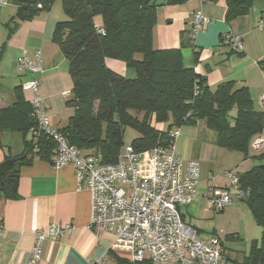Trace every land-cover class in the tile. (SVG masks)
Listing matches in <instances>:
<instances>
[{"label": "trees", "instance_id": "trees-1", "mask_svg": "<svg viewBox=\"0 0 264 264\" xmlns=\"http://www.w3.org/2000/svg\"><path fill=\"white\" fill-rule=\"evenodd\" d=\"M8 1L16 7L7 26L9 36L19 23L50 12L60 1L66 19L55 24L51 41L66 60L72 81L65 102L71 115L59 130L69 145L101 164H113L125 145L127 127L138 134L131 147L142 152L168 143L172 129L202 122L214 134L218 148L258 162L237 177L240 189L248 191L241 202L261 228V237L251 242L248 254L239 262H231L264 264V150L250 155L251 142L264 130V113L254 110L246 87L235 88L233 81H226L212 91L193 68L183 66L181 49L193 45L189 33L181 34L178 49L156 50L152 46L157 8L181 5L186 0ZM224 1L228 22L246 15L257 0ZM136 55L141 58L135 59ZM198 57L194 51L195 62ZM108 59L123 62L135 77L126 79L115 73L106 65ZM19 92L15 103L0 110V131L20 134L24 144L23 153L15 157L16 163L0 174L3 200L17 198L22 166H29L34 158L51 162L56 149L53 140L38 129L31 103ZM165 124L164 130L158 127ZM235 239L239 240L237 236ZM141 264L152 263L146 260Z\"/></svg>", "mask_w": 264, "mask_h": 264}, {"label": "crops", "instance_id": "crops-1", "mask_svg": "<svg viewBox=\"0 0 264 264\" xmlns=\"http://www.w3.org/2000/svg\"><path fill=\"white\" fill-rule=\"evenodd\" d=\"M8 2L6 0L0 9V110L15 103L18 89L24 100L30 102L31 93L23 91L21 86L33 76L19 72L18 59L23 51L33 53L39 50L43 67V74L39 77V96L48 105L50 127L61 130L71 115V109L65 102L70 97L72 81L67 62L51 41V36L55 24L62 21L64 14L60 12L62 10L56 11V2L50 12L19 23L9 36L7 26L15 16L16 7L10 3L7 5ZM226 10L224 0H186L181 5L158 7L152 46L156 50L178 49L181 34L189 33L193 45L192 48L181 49L183 66L193 68L212 91L226 81H233L235 88L246 87L254 110L261 112L259 97L264 94V28L259 29L257 23L264 13V0L255 1L246 15L228 22L225 20ZM195 11H200L209 23L203 31L193 36L191 15ZM97 23H100L99 19ZM228 35L242 39V52H233L225 44ZM194 51L199 53L197 62ZM129 75L131 77L133 73ZM209 132L194 131L190 134L192 138H187L191 141V153L186 155L185 161L195 160L199 163V183L196 198L190 205L191 211L179 212L184 224L194 228L200 238L215 237L219 240L214 231L206 233L201 228L191 226V220L201 214L203 201L209 199L212 190L225 186V172L243 174L257 161L217 148L213 141L214 134ZM257 138L264 141V134ZM204 139L211 141L207 156L199 151L193 152L194 141ZM199 147L202 148L203 144ZM23 150L20 134L0 131V165L7 159L19 157ZM257 153L250 146V155ZM90 201V193L78 189L71 165L58 168L50 162L34 158L29 166H22L19 169L17 198L3 200L0 197V264L25 263L32 250L35 233L51 225L70 226L72 231L56 241L44 242L40 264H117L118 260L123 261L124 256L110 253L114 242L112 233L104 232L96 237L89 230ZM237 237L240 239L239 235ZM259 239L251 240L250 245ZM219 242L227 264H233L231 260L239 262L244 256L227 250Z\"/></svg>", "mask_w": 264, "mask_h": 264}, {"label": "built area", "instance_id": "built-area-1", "mask_svg": "<svg viewBox=\"0 0 264 264\" xmlns=\"http://www.w3.org/2000/svg\"><path fill=\"white\" fill-rule=\"evenodd\" d=\"M5 4V0H0V9ZM208 23L200 11L192 13V35L203 31ZM257 27L264 28V13ZM224 42L233 52L243 51L239 37L228 35ZM18 70L33 76L21 89L32 95L30 103L38 129L55 143L51 165L72 166L78 189L90 193L89 230L96 237L104 232L114 236L110 253L124 256L122 264H141L146 260L152 264H227L217 238L202 239L182 221L179 209L190 206L196 198L200 166L195 160L183 161L178 156L175 141L180 128L169 132L165 145L142 152L124 145L115 163L101 164L69 145L59 130L50 127L48 105L39 96L41 52L23 51ZM259 105L264 113V94L259 97ZM251 148L256 152L264 150V141L255 139ZM224 177L225 186L211 193L210 207L215 211L248 196V191L240 189L234 172H225ZM71 231L72 227L60 225L37 231L28 260L23 264H40L44 242L56 241Z\"/></svg>", "mask_w": 264, "mask_h": 264}, {"label": "rangeland", "instance_id": "rangeland-1", "mask_svg": "<svg viewBox=\"0 0 264 264\" xmlns=\"http://www.w3.org/2000/svg\"><path fill=\"white\" fill-rule=\"evenodd\" d=\"M9 3L10 2H8L7 5L11 4ZM60 10H61L60 1H57L56 11H60ZM60 12L62 13V11ZM62 17H63L62 20L66 19L64 15H62ZM140 58H141L140 55L135 56V59H140ZM106 61H107V66L110 69H112L115 73L120 74L124 78L132 79L135 77L133 70L127 68L123 62L118 60H109V59ZM131 72L133 73V75L130 77L129 74ZM195 126L197 127L195 128H191L190 126L181 127L180 136L175 142L176 152L184 161L186 159V155L191 153V149H190L191 141L187 139V138H192L190 134L194 131H199V130H202L205 133L210 134L209 130L205 127L204 123L200 122V124H197ZM158 127L164 130L167 128V125L166 124L160 125ZM262 134H264V130ZM137 137L138 134L133 129L129 127L124 129L125 145H130L132 140H134ZM210 142L211 141L210 140L208 141L207 139L194 141L195 149L193 152L195 153L199 151V153H202L203 155L207 156L210 152L208 145ZM202 144L203 147L200 148L199 146H202ZM234 155L239 156L240 154L234 152ZM256 164H258V162L253 163V165ZM210 200H211V195H209V199L207 198L203 201L201 214L196 219L192 215L193 218L190 223L191 226L201 228L205 230L206 233H210L214 231V235L219 238V240L224 244L227 250L239 252L240 256L246 255L250 249V241L254 239H259L261 236V229L254 223L251 213L247 209L246 205L241 201H236L234 204L226 207L224 210L220 212V211H213L210 208ZM190 209H191L190 206L181 207L179 211L182 213L187 210L189 213V211H191ZM229 235H234L235 238L236 236L239 235L240 239L239 240L235 238L226 239V236Z\"/></svg>", "mask_w": 264, "mask_h": 264}, {"label": "water", "instance_id": "water-1", "mask_svg": "<svg viewBox=\"0 0 264 264\" xmlns=\"http://www.w3.org/2000/svg\"><path fill=\"white\" fill-rule=\"evenodd\" d=\"M30 138V135H28V139ZM17 159H7L0 165V174H4L12 165L16 163Z\"/></svg>", "mask_w": 264, "mask_h": 264}]
</instances>
